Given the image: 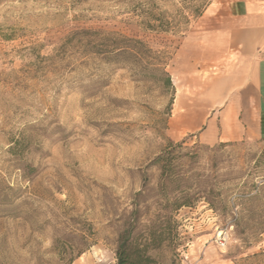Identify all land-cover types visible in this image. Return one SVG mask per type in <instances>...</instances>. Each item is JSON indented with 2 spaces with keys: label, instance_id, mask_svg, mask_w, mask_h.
<instances>
[{
  "label": "rangeland",
  "instance_id": "374dc122",
  "mask_svg": "<svg viewBox=\"0 0 264 264\" xmlns=\"http://www.w3.org/2000/svg\"><path fill=\"white\" fill-rule=\"evenodd\" d=\"M255 1L0 0V264H116L136 208L141 236L186 196L159 264H264V141L204 145L175 116L185 42Z\"/></svg>",
  "mask_w": 264,
  "mask_h": 264
},
{
  "label": "crops",
  "instance_id": "0c3cea01",
  "mask_svg": "<svg viewBox=\"0 0 264 264\" xmlns=\"http://www.w3.org/2000/svg\"><path fill=\"white\" fill-rule=\"evenodd\" d=\"M182 55L183 76L197 88L191 104L176 99L185 134L210 146L264 140V0L232 9L205 35L189 38Z\"/></svg>",
  "mask_w": 264,
  "mask_h": 264
},
{
  "label": "trees",
  "instance_id": "16d2710c",
  "mask_svg": "<svg viewBox=\"0 0 264 264\" xmlns=\"http://www.w3.org/2000/svg\"><path fill=\"white\" fill-rule=\"evenodd\" d=\"M162 27V21L160 22ZM150 29H154L155 26H151L148 24ZM164 27V26H163ZM140 48H132L128 46H120V44H114L113 52L116 50L122 49L124 54L129 52L130 50H133L132 53H130L131 56H134L137 60H140L138 62L145 61V55L151 54L152 51L148 50L145 45L142 42H136ZM119 46V47H118ZM148 56V55H147ZM150 59V57H149ZM166 66V64L163 63H157L153 64L150 62H146V65L144 67L145 70L152 72L154 74L153 77L157 75H161L164 77L162 82L173 89L171 78L167 72H165L166 67L159 68L157 66ZM264 141V140H263ZM162 157L158 158L157 161H159ZM171 184L174 183V181L170 182ZM183 195L186 194L187 189L181 191ZM186 197L182 198L183 200L180 202H176L175 204H172V206L167 205L164 207L163 212H166L167 214L163 217H157V221L151 222L148 226H143L144 231L141 236H137L135 234L137 228L140 226V219L137 217L139 214V210L136 208L135 211L132 213L133 218L131 219V222L128 224L127 228L123 231V233L119 236V244L118 248L116 250V264H159L156 259L151 255V252L160 250L161 247L164 245L166 241H168V237L171 236L173 223L175 224V221L169 214L173 213V211H176L182 207H192L191 202L186 199ZM136 207V206H135ZM138 207V205H137ZM171 207V208H170ZM170 209V210H169ZM161 218V219H159ZM165 221H161V220Z\"/></svg>",
  "mask_w": 264,
  "mask_h": 264
},
{
  "label": "built area",
  "instance_id": "2783aa9c",
  "mask_svg": "<svg viewBox=\"0 0 264 264\" xmlns=\"http://www.w3.org/2000/svg\"><path fill=\"white\" fill-rule=\"evenodd\" d=\"M219 245L221 247H224L225 246V238L223 240H220Z\"/></svg>",
  "mask_w": 264,
  "mask_h": 264
}]
</instances>
